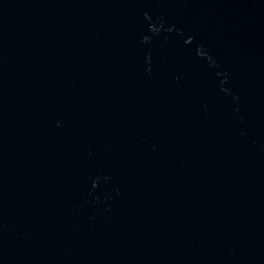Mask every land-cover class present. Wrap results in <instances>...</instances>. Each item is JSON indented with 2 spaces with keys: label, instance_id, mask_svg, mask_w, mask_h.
I'll return each instance as SVG.
<instances>
[{
  "label": "water",
  "instance_id": "1",
  "mask_svg": "<svg viewBox=\"0 0 264 264\" xmlns=\"http://www.w3.org/2000/svg\"><path fill=\"white\" fill-rule=\"evenodd\" d=\"M0 264H264V0H0Z\"/></svg>",
  "mask_w": 264,
  "mask_h": 264
}]
</instances>
